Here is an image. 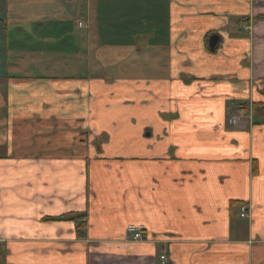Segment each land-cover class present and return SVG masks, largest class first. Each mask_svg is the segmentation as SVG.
I'll return each instance as SVG.
<instances>
[{
	"label": "crops",
	"instance_id": "obj_1",
	"mask_svg": "<svg viewBox=\"0 0 264 264\" xmlns=\"http://www.w3.org/2000/svg\"><path fill=\"white\" fill-rule=\"evenodd\" d=\"M0 247L264 264V0H0Z\"/></svg>",
	"mask_w": 264,
	"mask_h": 264
},
{
	"label": "built area",
	"instance_id": "obj_2",
	"mask_svg": "<svg viewBox=\"0 0 264 264\" xmlns=\"http://www.w3.org/2000/svg\"><path fill=\"white\" fill-rule=\"evenodd\" d=\"M77 23H78L79 26L82 25V22H80V21H78ZM238 113H241V111L238 110ZM237 121H238V116H236V117H230L227 122L229 124L235 125L237 123ZM247 212H248L247 207L244 206V205H242L240 207V213H239V215L241 217H245L247 215ZM126 232L131 237L132 240H141L142 239V231H141V228L140 227L127 226L126 227ZM159 258H160L161 263L166 262V258H165L164 255H161Z\"/></svg>",
	"mask_w": 264,
	"mask_h": 264
},
{
	"label": "rangeland",
	"instance_id": "obj_3",
	"mask_svg": "<svg viewBox=\"0 0 264 264\" xmlns=\"http://www.w3.org/2000/svg\"><path fill=\"white\" fill-rule=\"evenodd\" d=\"M112 260L105 258L103 260H100L99 258H95L94 262L91 264H120L118 261L111 262ZM122 264H125L124 262Z\"/></svg>",
	"mask_w": 264,
	"mask_h": 264
},
{
	"label": "trees",
	"instance_id": "obj_4",
	"mask_svg": "<svg viewBox=\"0 0 264 264\" xmlns=\"http://www.w3.org/2000/svg\"><path fill=\"white\" fill-rule=\"evenodd\" d=\"M0 264H5V250H3L1 247H0Z\"/></svg>",
	"mask_w": 264,
	"mask_h": 264
}]
</instances>
